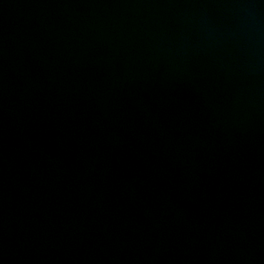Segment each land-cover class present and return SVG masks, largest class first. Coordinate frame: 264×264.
Returning a JSON list of instances; mask_svg holds the SVG:
<instances>
[{"label":"water","instance_id":"95a60500","mask_svg":"<svg viewBox=\"0 0 264 264\" xmlns=\"http://www.w3.org/2000/svg\"><path fill=\"white\" fill-rule=\"evenodd\" d=\"M0 264H264V0H0Z\"/></svg>","mask_w":264,"mask_h":264}]
</instances>
